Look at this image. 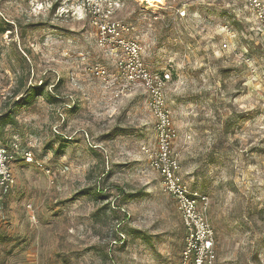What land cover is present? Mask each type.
<instances>
[{
	"label": "rangeland",
	"instance_id": "obj_1",
	"mask_svg": "<svg viewBox=\"0 0 264 264\" xmlns=\"http://www.w3.org/2000/svg\"><path fill=\"white\" fill-rule=\"evenodd\" d=\"M120 4L148 67L172 75L174 150L209 197L217 264H264V26L247 0ZM122 83L70 0H0V145L16 178L0 187V264L178 262L183 219L143 149L157 138L148 93Z\"/></svg>",
	"mask_w": 264,
	"mask_h": 264
},
{
	"label": "built area",
	"instance_id": "obj_2",
	"mask_svg": "<svg viewBox=\"0 0 264 264\" xmlns=\"http://www.w3.org/2000/svg\"><path fill=\"white\" fill-rule=\"evenodd\" d=\"M87 15L95 30V38L100 48L105 49L115 59L116 70L123 78L120 93H134L142 87L148 93L149 106L155 121L156 145L143 149L149 156L150 165L158 169L162 185L177 201L185 227V241L180 259L176 264H217L215 229L208 217L210 200L207 194L187 184L182 173L178 153L174 150L177 130L166 101L168 83L172 79L169 71L156 72L150 69L142 53L138 38L128 35L129 25L118 18L120 0H70ZM147 7L163 6L166 0H142ZM256 18L264 26V0H247ZM62 10L64 6H60ZM181 15L186 10L179 9ZM225 46L227 44H224ZM99 75L107 73L105 67L93 68ZM26 160L33 161L31 149L23 151ZM15 156L7 146L0 145V187L7 190L14 185L15 174L11 162Z\"/></svg>",
	"mask_w": 264,
	"mask_h": 264
},
{
	"label": "trees",
	"instance_id": "obj_3",
	"mask_svg": "<svg viewBox=\"0 0 264 264\" xmlns=\"http://www.w3.org/2000/svg\"><path fill=\"white\" fill-rule=\"evenodd\" d=\"M55 5H56V4H55ZM55 5H54V6H55ZM55 7H56V6H55ZM37 88L39 89V91L37 92V94H38V93H41V91H42L43 89H41V87H39V86H38ZM55 97H56V96H55ZM55 97H53V98H55ZM24 101H26V100H23V102H24ZM8 148H9V147H8ZM216 237H217V233H216Z\"/></svg>",
	"mask_w": 264,
	"mask_h": 264
}]
</instances>
